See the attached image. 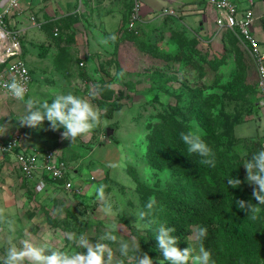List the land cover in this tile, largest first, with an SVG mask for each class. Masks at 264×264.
Returning a JSON list of instances; mask_svg holds the SVG:
<instances>
[{
    "label": "rangeland",
    "instance_id": "obj_1",
    "mask_svg": "<svg viewBox=\"0 0 264 264\" xmlns=\"http://www.w3.org/2000/svg\"><path fill=\"white\" fill-rule=\"evenodd\" d=\"M140 1L144 6L150 5V0ZM189 1L190 5L186 0L179 1L180 7L173 6L175 15L160 14L161 9L144 11V7L141 22L135 24L137 33L127 28L133 0H75L71 10L76 11L62 15L59 20L46 21L47 28L53 32L54 45L47 47L45 42L36 40L29 45L31 58L26 63L28 67L34 63L38 73L36 70L33 73L35 80L25 98L50 100L55 94L70 91L89 100L101 117L97 127L71 142L62 137L63 128L52 131L47 121L39 128L22 124L19 119L25 112V103L0 92V125L5 127L0 140L20 133L27 144L40 151L55 150L67 163L71 182L80 188L77 196L64 195L57 184L47 180L46 188L36 190L35 180L27 183L19 174L15 152L0 153V257L4 255L9 235L19 246L23 239L44 243L43 237L51 234L53 238L48 242L52 246L82 251L63 239L65 232L85 234L93 243L111 233L118 237L116 242L101 241L113 250L107 264H135L131 256H121L118 251L120 240L135 239L132 228L140 234L147 232V224L139 217L140 194L130 168L152 190L166 189L171 181V170L154 168L147 157L148 136L153 127L169 112L181 122L194 123L191 118L181 119L175 112L174 105L179 112L187 106L186 101L177 98L181 89L188 91L205 86L208 92L221 93L234 77L244 78L242 69L235 65L234 54L225 50V30L216 34L215 26L211 30L200 27L209 20L210 10L191 13L199 0ZM183 5L186 7L181 9ZM108 15L116 17L113 27L104 20ZM32 21L39 26L45 23H38L35 18ZM233 34L249 71L243 89L222 99L218 113L227 114L231 120V134L224 139H227L226 145L234 146L237 159H241V175L245 179L242 162L260 148L264 111L257 105L255 65L244 44ZM176 52L180 59L173 57ZM200 53L207 54L205 59ZM214 58H223V62L214 66ZM81 68L85 78L80 76ZM121 71L123 76L119 75ZM120 92L124 95L120 96ZM95 98L107 102L120 98L118 101L123 106L114 111L112 118H105ZM194 131L201 134L196 125ZM100 184L105 185V195L114 215H105L101 202L88 196ZM250 186L257 187L254 183ZM254 211L256 219L250 217L246 234H264V205L256 206ZM190 240V247L198 252L195 233ZM153 264H160V260L153 259Z\"/></svg>",
    "mask_w": 264,
    "mask_h": 264
},
{
    "label": "trees",
    "instance_id": "obj_2",
    "mask_svg": "<svg viewBox=\"0 0 264 264\" xmlns=\"http://www.w3.org/2000/svg\"><path fill=\"white\" fill-rule=\"evenodd\" d=\"M190 4L191 2L188 5ZM196 5L197 8H193L192 12L203 11L207 6L204 0H199ZM149 6L152 12L169 8L161 7L153 0H150ZM185 7L183 5L181 9ZM177 10L180 11V8ZM261 23L264 31V17ZM223 39L226 41L225 50L229 54H234L235 65L238 69L239 67L242 69L244 78L239 77L240 75L234 77L224 86L221 93L208 92L205 86L189 88L188 91L185 88L181 89L177 98L182 102L186 101L187 106L179 112L178 106L174 105L175 112L180 114L181 119L191 118L194 123L181 122L174 113L169 112L153 127L154 130L148 136L150 147L147 157L150 164L156 169L171 170V181L166 189H150L139 180L136 171L130 168V175L136 182V189L140 194L138 198L140 211L146 210L145 205L150 197H155L156 200L151 214L142 219L147 224L146 234H140L135 228L131 229L139 244L141 256L147 253L154 260L163 259L156 247L157 241L154 236L159 224L175 228V232L171 234L179 237L177 243L181 249L190 246L191 235L203 225L208 229V235L203 242L204 247L211 251L215 264H264V234L262 232L246 234L251 225L249 219L254 215L256 207L248 213L247 209H240L236 203L238 200H243L246 206L249 202L256 204L252 196L253 187L241 175L239 163L241 159L239 158L240 161L237 159L234 146L226 145L227 139H224L226 135L231 134V120L227 114L220 116L218 113L222 99L234 91L243 89L249 68L243 53L237 46V38L233 31L225 30ZM206 55V53H200L202 59H205ZM173 57L180 59L179 52L173 54ZM224 57L225 54H223ZM223 58H214L213 65L222 63ZM201 71L200 75H203ZM79 73L82 78H85L83 68ZM121 95L124 94L120 92ZM118 100L107 102L95 98L100 109L103 110L102 117H113L114 111L123 106ZM258 101L259 97L257 105ZM195 125L201 129V134L198 135L215 153L214 167L201 164V158L196 154H188L186 145L180 139L182 132H195ZM263 139L264 136L262 141ZM225 176L238 178L241 184L237 187L228 185V177ZM24 180L27 183H33L31 180ZM194 241L198 250V242L196 239ZM164 264H170V262L164 261ZM188 264H191V261Z\"/></svg>",
    "mask_w": 264,
    "mask_h": 264
},
{
    "label": "clouds",
    "instance_id": "obj_3",
    "mask_svg": "<svg viewBox=\"0 0 264 264\" xmlns=\"http://www.w3.org/2000/svg\"><path fill=\"white\" fill-rule=\"evenodd\" d=\"M123 71L119 74L123 76ZM4 87L9 94L18 101L25 103V112L19 119L24 125L30 128H39L44 121L49 122L48 128L52 131H58L63 128L62 137L69 139L71 142L78 136L86 134L93 130L100 122L101 113L98 108L72 92L55 94L49 99L28 98L26 99V88L15 77L11 82L6 83ZM5 127L0 125V134H3ZM180 139L186 145L188 154H196L199 156L200 163L214 167L216 164L215 153L212 148L195 132H182ZM246 170L245 180L249 184H255L252 196L257 201V204H247L243 200H238L237 206L240 209H247L251 212L256 206L264 205V145L250 154L242 162ZM227 184L237 187L241 184V180L232 176H225ZM89 197H94L96 201L101 202V211L105 215H114L112 204L108 201L105 195V185L100 184L94 186L93 190L88 192ZM156 205L155 197H150L145 205L146 210L139 212V217L144 219L151 214ZM253 220L256 216L251 217ZM11 231V230H10ZM175 232L174 227H165L164 224H159L155 230L156 247L162 254L164 261L170 264H215L212 258V253L204 247V240L208 235L206 226H199L195 232V239L198 242V252L193 247H178L179 237L172 235ZM53 237L51 234L43 237L44 243H34L30 239H23L19 246L14 242V237L9 235L7 246L3 257H0V264H107L112 259L113 250L105 243L101 242L109 240L116 242L118 237L111 233H106L104 236L93 243L85 234L77 236L73 232H65L63 239L75 244L77 249L82 251H65L62 248H56L51 245L50 241ZM121 256L131 258L135 264H153V259L144 253L139 255L140 247L137 240L131 241L120 240L119 249ZM105 255L107 259H105Z\"/></svg>",
    "mask_w": 264,
    "mask_h": 264
},
{
    "label": "built area",
    "instance_id": "obj_4",
    "mask_svg": "<svg viewBox=\"0 0 264 264\" xmlns=\"http://www.w3.org/2000/svg\"><path fill=\"white\" fill-rule=\"evenodd\" d=\"M205 4L217 12L215 18L216 34L222 30H232L244 44L245 52L249 54L256 68L257 88L259 95V108L264 111V51L260 48L253 30L256 19L252 0L247 1V7L241 9L234 0H204ZM144 5L140 0H133L128 18L127 28L137 33L136 23L141 22ZM20 0H9L0 10V92L11 99L8 90L4 87L15 77L26 88L29 93L32 83L30 68L22 53L20 30L10 27L6 19L16 13H21ZM173 8H165L160 12L163 15H175ZM34 20V18H31ZM56 35V31L54 32ZM82 64V63H81ZM22 136L16 133L10 138L0 140V153H14L15 165L22 178L35 180L36 190L47 187V180L57 184L62 194L77 193L80 188L75 187L68 176L67 163L57 154L55 150L40 151L38 149L27 150L23 146ZM264 145V139L262 141ZM66 199V196H63Z\"/></svg>",
    "mask_w": 264,
    "mask_h": 264
},
{
    "label": "crops",
    "instance_id": "obj_5",
    "mask_svg": "<svg viewBox=\"0 0 264 264\" xmlns=\"http://www.w3.org/2000/svg\"><path fill=\"white\" fill-rule=\"evenodd\" d=\"M117 1L118 0H116V2ZM153 1L156 2L155 0ZM247 1L248 0H234V2H236L241 9L247 7ZM252 1L254 2L253 9L256 17L253 25V30L258 40L261 43L262 51H264V31L261 23V20L264 17V0H252ZM20 2L22 6L21 13L18 14L14 13L10 15L7 18V24L12 28L20 30L22 53L25 59L28 61V59L31 58V51L29 50V45H32V41L34 40L40 41L42 44H44L45 42L44 45L47 47L48 45L50 46L51 43L54 45L53 41L55 40L53 39L54 36H52L53 32L51 34V28H47L46 21L59 20V18L62 15H67L76 11V10L73 11L71 10V7L75 6V0H20ZM157 4H159L161 7H164L160 3ZM54 6H56L57 8H54ZM144 7H146L144 11L146 10L151 11L150 6H144ZM206 8H209L210 10V14L208 16L209 20L207 18L202 23L203 25L200 24V27L203 26V28L206 29L208 28L209 30H211L215 26V18L217 16V12L208 5L205 7V9ZM191 13L194 12L191 11ZM32 16H34L35 20L38 21V23L41 22L42 23L45 22V23L39 26L40 24H36L31 20ZM106 18H108L109 21ZM115 19L116 17H113L112 15L105 16L104 18L106 24L110 27L114 26ZM57 35L58 33L56 34V36ZM30 64L31 65L29 68L33 81L35 80L33 73H35L36 71L38 73V70L35 67L34 63H30ZM22 142H23V146L26 147L28 151L32 149H37V147H32L31 145H29L30 143L27 144L25 137L22 138Z\"/></svg>",
    "mask_w": 264,
    "mask_h": 264
},
{
    "label": "water",
    "instance_id": "obj_6",
    "mask_svg": "<svg viewBox=\"0 0 264 264\" xmlns=\"http://www.w3.org/2000/svg\"><path fill=\"white\" fill-rule=\"evenodd\" d=\"M9 0H0V10L1 8L8 2ZM157 3H160L164 7H173V6H178L180 4L179 1H186V0H155ZM190 2L189 0H187ZM181 2V3H182Z\"/></svg>",
    "mask_w": 264,
    "mask_h": 264
}]
</instances>
